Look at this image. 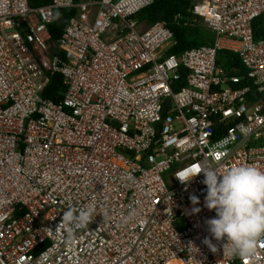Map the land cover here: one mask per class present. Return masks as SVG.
<instances>
[{
    "label": "built area",
    "instance_id": "built-area-1",
    "mask_svg": "<svg viewBox=\"0 0 264 264\" xmlns=\"http://www.w3.org/2000/svg\"><path fill=\"white\" fill-rule=\"evenodd\" d=\"M188 1L214 39L168 55L171 24L139 18L156 0H0V264H264V240L245 258L204 244L201 172L264 169V0ZM58 10L73 15L56 45ZM89 204L67 243L64 210Z\"/></svg>",
    "mask_w": 264,
    "mask_h": 264
},
{
    "label": "clouds",
    "instance_id": "clouds-1",
    "mask_svg": "<svg viewBox=\"0 0 264 264\" xmlns=\"http://www.w3.org/2000/svg\"><path fill=\"white\" fill-rule=\"evenodd\" d=\"M201 172L205 177L203 183L207 186L206 207L216 212L215 218L207 221L211 237L205 238L204 244L216 252L218 249L213 238L216 241L226 239L225 254L231 253L241 258L254 256L259 243L264 240V169L237 164L223 174L215 167L205 168ZM201 172L177 177L181 183H190ZM190 199L193 205L200 203L195 195ZM200 211L199 207L193 208L194 213ZM95 213L94 204L79 208L69 206L63 212L57 231L64 227L66 242L74 244L75 233L87 229ZM102 215L107 218L106 213ZM134 216L135 212L131 211L128 218Z\"/></svg>",
    "mask_w": 264,
    "mask_h": 264
},
{
    "label": "trees",
    "instance_id": "trees-1",
    "mask_svg": "<svg viewBox=\"0 0 264 264\" xmlns=\"http://www.w3.org/2000/svg\"><path fill=\"white\" fill-rule=\"evenodd\" d=\"M51 1L52 0H31V6L34 8L42 7L50 4ZM75 1L78 2L80 0ZM190 4L191 3L188 0H156L152 7L147 8L140 14V18L144 21H147L149 25L158 22H168L171 24L170 27L176 35L178 44L169 52L168 55H180L186 50L200 47L213 41V38H211L212 35L207 29L204 28L201 23L193 22V15L189 13ZM72 15V11H56L54 24L50 27L52 39L56 45ZM178 15H182L184 17L181 25L174 24L175 17ZM189 20V23L191 24L185 26V22ZM254 32L256 40L264 38V16L255 22ZM219 65L227 68L228 70L235 68L238 70L237 73L242 72L240 70L241 65L238 57L227 52L220 53ZM60 82L61 77L56 76L54 82L51 85V89L56 87L62 88ZM49 97L55 98L51 94H49Z\"/></svg>",
    "mask_w": 264,
    "mask_h": 264
},
{
    "label": "water",
    "instance_id": "water-1",
    "mask_svg": "<svg viewBox=\"0 0 264 264\" xmlns=\"http://www.w3.org/2000/svg\"><path fill=\"white\" fill-rule=\"evenodd\" d=\"M170 103H171V100L169 99V100H168L167 107H166V109H165V113H166V112H167V110L169 109V107H170Z\"/></svg>",
    "mask_w": 264,
    "mask_h": 264
},
{
    "label": "rangeland",
    "instance_id": "rangeland-1",
    "mask_svg": "<svg viewBox=\"0 0 264 264\" xmlns=\"http://www.w3.org/2000/svg\"><path fill=\"white\" fill-rule=\"evenodd\" d=\"M211 35H212V32H210V31H208ZM211 38H213L214 39V36L212 35V37Z\"/></svg>",
    "mask_w": 264,
    "mask_h": 264
}]
</instances>
